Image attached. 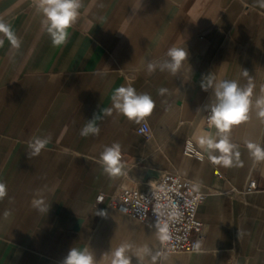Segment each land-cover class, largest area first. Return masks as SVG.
<instances>
[{"label":"crops","instance_id":"crops-1","mask_svg":"<svg viewBox=\"0 0 264 264\" xmlns=\"http://www.w3.org/2000/svg\"><path fill=\"white\" fill-rule=\"evenodd\" d=\"M38 0H0V264H62L72 247L95 264H113L123 247L130 264H264V0H82L63 45L53 46ZM171 47L188 57L173 74L159 65ZM149 63L157 64L149 73ZM250 90L248 118L222 132L205 125L221 81ZM154 101L140 123L112 107L117 87ZM160 89H165L160 94ZM96 121L98 135H80ZM148 123L149 136L138 132ZM48 138L38 155L29 143ZM227 138L225 154L204 141ZM191 138L205 153L185 155ZM121 146V175L103 170L106 146ZM176 173L207 194L198 208L204 239L193 252L165 253L162 229L98 202L123 189L152 188ZM220 173V174H218ZM250 181L257 187L248 191ZM43 199L47 212L33 206ZM8 213L5 215V213Z\"/></svg>","mask_w":264,"mask_h":264},{"label":"clouds","instance_id":"clouds-1","mask_svg":"<svg viewBox=\"0 0 264 264\" xmlns=\"http://www.w3.org/2000/svg\"><path fill=\"white\" fill-rule=\"evenodd\" d=\"M82 6V0H38L36 9L42 13L44 20L42 24L46 25L47 33L50 35L53 46H60L66 43L70 29L77 21L79 9ZM0 32H3L10 41L13 47L18 48L20 41L12 32L11 27L0 21ZM3 45V40H0V46ZM167 56L170 60H165L159 65L161 71L168 69L173 74L181 66V63L188 57V52L183 48L171 47ZM157 64L149 63L147 70L149 73L155 71ZM160 94L166 90L160 89ZM249 95L250 90H241L235 81H221L216 90L218 102L212 107L211 122L222 132H226L233 125H237L245 121L249 111ZM112 107L101 109L104 115H111L115 109L118 114H122L129 121L140 123L148 117L154 107V101L147 93L138 94L135 88L128 86H120L114 90L111 97ZM264 114V113H262ZM100 119V115H94L93 119L89 120L81 129L80 135L87 137L98 135L100 129L96 126V121ZM48 143V138H35L29 143V148L32 150L30 155H38ZM210 149L218 148L225 155L219 160L214 159V162L221 163L225 167L231 166V159L228 153L232 150V145L228 143L225 137L219 143L213 142L211 139L204 141ZM253 149V155L257 159H264V150L256 145H250ZM100 163L104 172L112 178L121 175V146L119 143H113L111 146H106L100 154ZM7 195L6 185L0 182V200ZM44 205L43 199L35 200L33 206L40 212H47L48 206ZM8 213L6 212L5 215ZM123 247L116 250L114 253L113 264H130L128 258L124 255ZM62 264H95L93 255L86 249L72 247L67 256L63 259Z\"/></svg>","mask_w":264,"mask_h":264},{"label":"built area","instance_id":"built-area-1","mask_svg":"<svg viewBox=\"0 0 264 264\" xmlns=\"http://www.w3.org/2000/svg\"><path fill=\"white\" fill-rule=\"evenodd\" d=\"M211 115L212 109H209L205 116L207 127L213 125ZM137 130L149 136L151 128L148 123H143ZM183 153L200 161L206 158L191 138L184 141ZM256 187V181H250L248 191ZM206 196V193L195 189L190 179L176 173H166L150 189L127 188L108 199L100 194L97 201L107 200L109 205L134 219L156 221L162 229L163 252L174 253L196 251L199 241L204 239V223L198 215V208Z\"/></svg>","mask_w":264,"mask_h":264}]
</instances>
